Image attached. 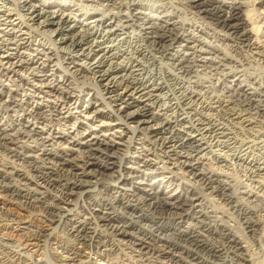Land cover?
<instances>
[{
    "label": "bare ground",
    "instance_id": "6f19581e",
    "mask_svg": "<svg viewBox=\"0 0 264 264\" xmlns=\"http://www.w3.org/2000/svg\"><path fill=\"white\" fill-rule=\"evenodd\" d=\"M0 25V226L58 264L264 255L263 195L199 162L264 176V0H0ZM197 104L206 116L183 124Z\"/></svg>",
    "mask_w": 264,
    "mask_h": 264
},
{
    "label": "rangeland",
    "instance_id": "374dc122",
    "mask_svg": "<svg viewBox=\"0 0 264 264\" xmlns=\"http://www.w3.org/2000/svg\"><path fill=\"white\" fill-rule=\"evenodd\" d=\"M7 6H9V7H12V5L11 4H7ZM28 15V14H27ZM27 17V16H26ZM28 23L29 24H32V21H28ZM19 25H13L12 27L14 28V30L16 31V39H19V38H24L25 40L26 39H28L31 43H32V45L33 46H37V45H43L44 47H49V48H51V45H49L48 44V42H47V39L45 38V37H43V35H41V34H39L38 32H36V31H33V30H31V29H28L27 27H23L24 25H20V27H18ZM3 28L4 27V25H0V28ZM11 27V26H10ZM52 27L53 26H42V29L41 30H51L52 29ZM19 30V31H18ZM48 32V31H47ZM47 32H45L46 34H47ZM0 42L2 41V38H4V37H7V38H11L12 36H4V37H2L3 36V34H2V29H0ZM50 37L53 39V38H56L57 36H56V32H52V33H50ZM18 41H22V39H20V40H18ZM57 46H59L60 44H56ZM9 46H13L14 47V45L13 44H9ZM61 46H63V45H61ZM8 50V49H7ZM8 51H13V50H11V49H9ZM21 51H23L24 52V54L23 55H27V53L29 52V49H25V48H21ZM26 58V57H25ZM123 73H129V72H125V71H123ZM122 73V74H123ZM81 75V74H80ZM134 93L132 94V96H134L135 98H138V100H141V101H143L144 103H149V101L148 100H146V96H144V97H142V96H140L141 94L139 93V94H137V93H135V91H133ZM204 106H205V104H204ZM212 106V105H211ZM201 108L199 107V104H197V105H194V106H192V108H189V109H187V110H189V113H188V116H186L185 117V121H183V124H188L189 125V123L191 122V120H189V119H193V118H196V117H202V115L203 116H206V113L204 114V113H201V115L200 114H198L197 112H200V111H198V110H200ZM212 109V108H211ZM157 110V109H156ZM202 112H205V109H202ZM216 113V112H215ZM215 113H213V114H215ZM195 114V115H194ZM197 115V116H196ZM214 116V115H213ZM189 117V118H188ZM188 120V121H187ZM228 127H230V126H228ZM256 128V129H255ZM235 129V130H234ZM234 129H233V131H236V132H234V133H232V135H234L235 137H237L236 138V141H239V142H244V141H248V140H251L252 138H253V140L255 141V140H257L258 139V137H259V135H260V130H261V128L260 127H254V129H252V130H254V131H252V133L253 134H249V138H248V136H247V138H246V135H244L242 132H239L238 130H237V128L236 127H234ZM258 129V130H257ZM256 130V131H255ZM238 132V133H237ZM236 133H237V136H236ZM240 133V134H239ZM254 133H256L255 135H254ZM259 133V134H258ZM253 135V136H252ZM257 135V136H256ZM238 136H239V138H238ZM245 136V137H244ZM242 138V139H241ZM246 138V139H245ZM259 140H260V138H259ZM259 140H257V141H255V142H259V143H257V146L255 147V149L253 150L254 152H255V154L256 155H259V156H261L262 155V153L264 152V148L261 146L262 145V143H260V141ZM217 148L216 149H220V150H223V151H227V148H225V147H223V145L221 144V145H219V146H216ZM222 147H223V149H222ZM262 149V150H261ZM257 151H259V152H257ZM261 152V153H260ZM259 153V154H258ZM229 158H231V157H229ZM236 162V164H235V162ZM199 162H201L203 165H205V166H210V167H212L214 170H216L218 173H220L221 174V176L222 175H224V174H227V175H232V178H234V181H236L238 178V180L240 181V182H243V184H245L246 182L248 183V185H250V186H255L254 188H256L257 189V191H258V193L259 194H261V196L262 197H264V176H259V178H258V176H256V177H248L247 175L249 174V172H248V168L246 169V167L245 166H243L242 164H244V163H242L240 160H236V159H233L232 160V164L233 165H229V167H226V166H223V163L221 164V163H218V164H216V163H213L211 160H209L208 158H201L200 160H199ZM240 162H241V164H240ZM237 165V166H236ZM240 166H243V167H240ZM244 170H246L245 172H246V174H245V172H244ZM234 176V177H233ZM252 178L251 180H249L248 178ZM222 178H223V176H222ZM262 179V182H260V180ZM258 179V180H257ZM237 180V181H238ZM249 180V181H248ZM258 181V182H257ZM239 182V183H240ZM245 182V183H244ZM252 182V183H251ZM238 183V182H237ZM251 183V184H250ZM261 186V187H260ZM263 187V188H262ZM166 188V193L168 192V190H169V188L168 187H165L164 186V189ZM263 191V192H262ZM262 192V193H261ZM242 194H240L239 196H241ZM250 199H253V197H250ZM258 203H259V205H258ZM253 204L255 205L254 207L255 208H257L256 210H258V212L261 214L262 212H264V203H261V202H259V201H256L255 199H253ZM260 206V207H259ZM259 207V208H258ZM261 209H263V210H261ZM20 213H22L21 211H19ZM263 215H264V213H262ZM33 220L32 221H34V222H37V224H40L39 222H38V220L37 219H34V218H32ZM263 220H264V216H263V218H262ZM3 223H6V221L4 222V221H2ZM33 224H35V225H37L36 223H33ZM12 225V226H11ZM9 227H7L6 228V226L4 227V226H0V238H1V241H2V243H1V241H0V243L2 244H0V264H5L6 262V264H10V257H12V255H14L15 256V258H17L16 259V261L14 262V263H11V264H15V263H23V264H58V262L56 261V256H60V255H62V258H64L65 256V253H62L61 251H60V249L58 250L57 248H54V246L53 245H51V244H49L47 241H40L38 244L39 245H33V242H32V240H30L29 239V237H27V232H25V230H20L18 227H16V224H11ZM16 227V228H15ZM6 231H5V230ZM2 231V232H1ZM3 233V234H2ZM25 234V235H24ZM4 237H3V236ZM19 240H20V242H19ZM6 242V245H5V242ZM27 242V243H26ZM30 242V243H29ZM45 242V243H44ZM18 243H20V244H18ZM29 243V244H28ZM22 244V245H21ZM32 246H31V245ZM25 245V246H24ZM5 246V247H4ZM255 247L253 246V249H254ZM7 249H9V251H7ZM36 249V250H35ZM3 251V252H2ZM11 251H13V252H11ZM3 253V254H2ZM6 253V254H5ZM11 253H12V255H11ZM251 253H252V251H251ZM259 253V254H258ZM17 254V255H16ZM253 254L255 255H253V260H254V264H256V262H257V264H264V255H263V252H261V251H259L258 252V250H254V252H253ZM7 255H9V257L7 256ZM18 256V257H17ZM32 258H31V257ZM257 256V257H256ZM3 257V258H2ZM8 257V258H7ZM21 257V258H20ZM24 258V259H23ZM31 260H30V259ZM23 259V260H22ZM9 260V261H8ZM22 260V261H21ZM256 260V261H255ZM3 261V262H2ZM32 261V262H31ZM35 263H34V262ZM65 261V263L64 264H67L68 262L69 263H76L77 262V260H74V261H70L69 259L67 260H64ZM63 261V262H64ZM66 261H67V263H66ZM259 261V262H258ZM31 262V263H30Z\"/></svg>",
    "mask_w": 264,
    "mask_h": 264
}]
</instances>
